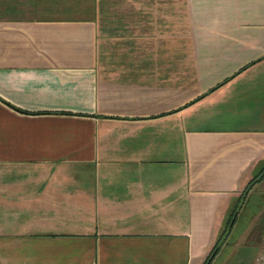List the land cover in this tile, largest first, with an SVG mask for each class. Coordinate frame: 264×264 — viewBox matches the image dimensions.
Segmentation results:
<instances>
[{"label":"crops","instance_id":"1","mask_svg":"<svg viewBox=\"0 0 264 264\" xmlns=\"http://www.w3.org/2000/svg\"><path fill=\"white\" fill-rule=\"evenodd\" d=\"M255 193L232 264H264V0H0V264H202Z\"/></svg>","mask_w":264,"mask_h":264},{"label":"rangeland","instance_id":"2","mask_svg":"<svg viewBox=\"0 0 264 264\" xmlns=\"http://www.w3.org/2000/svg\"><path fill=\"white\" fill-rule=\"evenodd\" d=\"M253 179H254V177H253ZM240 195L242 196V193ZM258 198H259L258 193H255L251 196L250 204L248 205L247 209H245L246 213H244L241 217H239L238 220L234 223H232L233 218H231L230 214L233 213L234 209L237 206H231L230 207L227 204L224 206L223 212L225 213L227 211V214H226V216L224 215V217H222L223 220H226V219L228 220L231 218V221H230V224L228 225V230H227L229 235L226 234L222 237V239H223L227 236L225 243L223 244V247L220 250L219 254L216 256L213 264H232V261L236 257L241 256V254H243V253L244 254L245 253H254L255 252V248L250 247L248 245H245L246 243L243 245L240 244L238 246L236 244L239 243L242 235L244 234V231L247 230L249 225H250L249 224V219H250L249 210H251V204H253V206H254L253 209L255 208V205L257 204ZM237 204H239V203H237ZM223 222H220V224H219L220 225L219 232L217 234L214 233V235L217 236L215 239L212 240V241H214V243L221 236L223 229H225V227H224L225 225ZM231 223H232V225H231ZM222 227H224V228H222ZM196 251H197V247H196ZM203 257H204L203 260L205 261L206 256H203ZM217 257H219V258L217 259ZM199 258H201V257L200 256L195 257L193 264H196L197 260Z\"/></svg>","mask_w":264,"mask_h":264},{"label":"trees","instance_id":"3","mask_svg":"<svg viewBox=\"0 0 264 264\" xmlns=\"http://www.w3.org/2000/svg\"><path fill=\"white\" fill-rule=\"evenodd\" d=\"M259 177H261V175H259L258 176V178ZM257 178V177H256ZM256 178L255 179H253V181H251L250 182V185H252V183H254V181L256 180ZM237 211V208H235V210H234V212H236ZM233 212V213H234ZM230 221H231V218L228 220V222L226 223V226H225V229L223 230V232H222V234H221V236L218 238V240L216 241V243H215V245L213 246V248L211 249V251H210V253L208 254V256H207V258L205 259V261L203 262V264H206L207 262H208V260L210 259V257H211V255L214 253V255H213V257L218 253V251L220 250V247L221 246H219L218 244L220 243V240L222 239V237L224 236V235H229V233L227 232V230H228V225L230 224ZM235 221V220H234ZM234 221H233V223H234ZM230 232V231H229ZM226 238H227V236L224 238V240H223V242L226 240ZM212 257V258H213ZM212 258H211V260L209 261V263L208 264H210V262L212 261Z\"/></svg>","mask_w":264,"mask_h":264},{"label":"water","instance_id":"4","mask_svg":"<svg viewBox=\"0 0 264 264\" xmlns=\"http://www.w3.org/2000/svg\"><path fill=\"white\" fill-rule=\"evenodd\" d=\"M233 221H234V220H232V223H233ZM232 223H231V225H232ZM231 225H230V226H231ZM223 240H224V238L220 241V243H219L218 245H220V244L222 243ZM213 255H214V253L211 255L210 259L208 260V262H207L206 264L209 263V261L211 260V258L213 257Z\"/></svg>","mask_w":264,"mask_h":264},{"label":"flooded vegetation","instance_id":"5","mask_svg":"<svg viewBox=\"0 0 264 264\" xmlns=\"http://www.w3.org/2000/svg\"><path fill=\"white\" fill-rule=\"evenodd\" d=\"M219 246H221V244Z\"/></svg>","mask_w":264,"mask_h":264}]
</instances>
